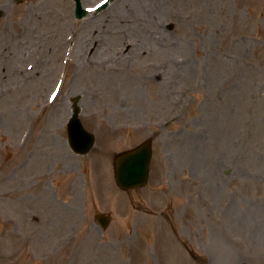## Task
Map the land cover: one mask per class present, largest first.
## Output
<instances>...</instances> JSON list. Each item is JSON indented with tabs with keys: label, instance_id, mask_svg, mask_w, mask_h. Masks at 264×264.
<instances>
[{
	"label": "rangeland",
	"instance_id": "obj_1",
	"mask_svg": "<svg viewBox=\"0 0 264 264\" xmlns=\"http://www.w3.org/2000/svg\"><path fill=\"white\" fill-rule=\"evenodd\" d=\"M102 1L0 0V264H264V0Z\"/></svg>",
	"mask_w": 264,
	"mask_h": 264
},
{
	"label": "water",
	"instance_id": "obj_2",
	"mask_svg": "<svg viewBox=\"0 0 264 264\" xmlns=\"http://www.w3.org/2000/svg\"><path fill=\"white\" fill-rule=\"evenodd\" d=\"M17 1H21V0H17ZM77 6L79 10L77 11V15L79 18H81L85 15V11L81 9L80 0H77ZM0 18H1V14H0ZM75 104H77V100H75ZM74 110H75V113L70 123V130L72 131V134L74 131H78L76 138H80V139L78 140L77 144L74 143L73 140H71L72 146L76 152L81 153V154H86L87 152H89L90 148L92 147L94 143V137L87 135V132L84 131V128L81 125L79 118H78L79 108L77 107V105H75ZM85 137L88 138V141L84 142V146L82 147V142ZM138 152L140 156L134 157L133 160L130 161L129 164L126 165L124 172L127 174L128 178L124 180H122V177H121V165H122V161L126 159L128 156L123 157L121 162L119 163L118 182L120 186L125 189H129L134 186H143L146 183L147 175H148V164H149V158H150V151L148 147H146L145 145L141 149H139L137 153ZM142 157L145 160L143 162L144 168L139 169L135 167L131 169V167L135 166V165L132 166V164L136 163L138 160L140 161Z\"/></svg>",
	"mask_w": 264,
	"mask_h": 264
},
{
	"label": "bare ground",
	"instance_id": "obj_3",
	"mask_svg": "<svg viewBox=\"0 0 264 264\" xmlns=\"http://www.w3.org/2000/svg\"><path fill=\"white\" fill-rule=\"evenodd\" d=\"M81 50H84V53L87 55L89 52L88 47H82Z\"/></svg>",
	"mask_w": 264,
	"mask_h": 264
}]
</instances>
